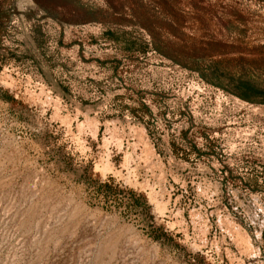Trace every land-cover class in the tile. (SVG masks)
<instances>
[{
    "label": "rangeland",
    "instance_id": "1",
    "mask_svg": "<svg viewBox=\"0 0 264 264\" xmlns=\"http://www.w3.org/2000/svg\"><path fill=\"white\" fill-rule=\"evenodd\" d=\"M166 4L223 87L106 0H0V264H264V0Z\"/></svg>",
    "mask_w": 264,
    "mask_h": 264
},
{
    "label": "trees",
    "instance_id": "2",
    "mask_svg": "<svg viewBox=\"0 0 264 264\" xmlns=\"http://www.w3.org/2000/svg\"><path fill=\"white\" fill-rule=\"evenodd\" d=\"M125 1L126 0H106L111 9V13H108L109 16L120 18L123 15L129 14L134 18L133 21L135 24L150 35L153 47L158 53L168 56L178 62H183V60L193 62L195 64L194 69L203 79L216 86L223 87L220 82L221 74L217 67H206L203 69L200 68V66H196L203 60L204 56L196 51H186V38H188V36L183 29L184 23L176 19V17H171L175 11L172 6L166 4V0H156L155 7L157 9L155 12H151L142 0ZM155 13L165 14L167 16L166 18H162L156 16ZM234 94L247 101L264 104V86L255 84L251 78H245L244 73H237L234 75ZM103 186L107 185L104 184ZM139 199L147 209L148 205L145 197L139 195ZM158 230L161 231L159 235H165L162 227H159ZM150 235H152L154 239H158L159 237L156 234H151V232Z\"/></svg>",
    "mask_w": 264,
    "mask_h": 264
}]
</instances>
